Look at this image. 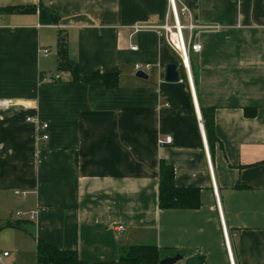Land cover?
Masks as SVG:
<instances>
[{"label":"crops","instance_id":"1","mask_svg":"<svg viewBox=\"0 0 264 264\" xmlns=\"http://www.w3.org/2000/svg\"><path fill=\"white\" fill-rule=\"evenodd\" d=\"M181 1L196 23L216 27L196 31L201 49L191 52L200 114H215L213 155L178 54L158 31L134 28L163 24L168 0H0V8L38 9L0 15V251L10 252L8 263L37 264L41 241L90 264L117 262L133 245L157 246L160 262L230 264L204 133L235 264H264V0ZM43 5L59 24L41 21ZM61 35L81 76L117 74V86L77 83L72 69L60 70ZM170 63L180 83L165 82ZM136 64L152 65L148 80ZM162 161L178 187L201 189L198 210L160 209Z\"/></svg>","mask_w":264,"mask_h":264},{"label":"trees","instance_id":"2","mask_svg":"<svg viewBox=\"0 0 264 264\" xmlns=\"http://www.w3.org/2000/svg\"><path fill=\"white\" fill-rule=\"evenodd\" d=\"M36 6H15L0 8V15L36 12ZM41 21L45 24H59L60 16L46 6L40 8ZM59 69H72L73 81L90 84L95 80H102L108 88H114L118 84L117 74L94 73L92 76L83 77L78 72V65L68 57L67 41L63 35L58 40ZM201 114L207 135L211 154L213 155L215 144L218 141L215 134L214 110L201 107ZM252 116L254 113H246ZM159 207L161 210H198L202 206L201 189L190 187H178L175 182V168L164 161L160 166ZM237 189H246L247 186L238 185ZM37 264H90L80 260L76 251L61 250L41 241L37 245ZM100 264H160L159 250L154 245H133L123 248L117 262Z\"/></svg>","mask_w":264,"mask_h":264},{"label":"built area","instance_id":"3","mask_svg":"<svg viewBox=\"0 0 264 264\" xmlns=\"http://www.w3.org/2000/svg\"><path fill=\"white\" fill-rule=\"evenodd\" d=\"M46 2V0H41V3ZM187 19V21H185ZM136 32L144 31V30H156L161 35L165 37L168 45L178 54L182 67L186 73V77L188 83L190 85L192 98L195 103V110L200 122V126H202V117L200 114V109L197 104V98L195 93V86H194V78L192 73V63H191V52H200V45L194 42V34L196 31L207 30L216 28L214 26L208 25H200L196 23L193 19V12L192 9L181 0H168V14L163 24L154 25V24H147V25H139L134 27ZM132 51H137L138 47L135 45L130 46ZM48 54V50L45 51ZM135 69L138 72H149L152 69L151 64H136ZM170 106V104H167ZM29 122L33 120L30 118L28 119ZM49 125L47 123L39 124L38 129L40 131H47ZM202 128V127H201ZM43 141H48L50 136L48 133L41 135ZM204 145L206 149V154L208 157V164L210 166V174L212 178L213 184V192L216 199V205L219 213L220 220L222 222V232L224 236V241L226 244L227 253L229 256L230 264H235L234 256L230 244V238L228 231L225 226L224 216L222 211L221 200L218 192V188L215 183V177L213 174L210 155L206 144L205 135L203 134ZM172 138L167 137L166 139L160 140V144L164 143H171ZM21 216V214H19ZM119 231H124V227H119ZM10 257L9 251H0V264H10L7 260Z\"/></svg>","mask_w":264,"mask_h":264},{"label":"water","instance_id":"4","mask_svg":"<svg viewBox=\"0 0 264 264\" xmlns=\"http://www.w3.org/2000/svg\"><path fill=\"white\" fill-rule=\"evenodd\" d=\"M138 78L148 80L149 75L145 72H138L136 74ZM165 82L168 84H177L181 82V73L179 70V65L177 63H170L166 67L165 71ZM202 131L204 130L203 128V123H202ZM204 134V133H203ZM182 260L181 256H175V257H169L160 262V264H177Z\"/></svg>","mask_w":264,"mask_h":264}]
</instances>
